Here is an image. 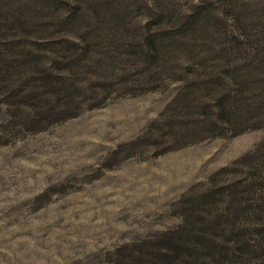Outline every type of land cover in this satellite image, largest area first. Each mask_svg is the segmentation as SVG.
Here are the masks:
<instances>
[{"label": "rangeland", "instance_id": "374dc122", "mask_svg": "<svg viewBox=\"0 0 264 264\" xmlns=\"http://www.w3.org/2000/svg\"><path fill=\"white\" fill-rule=\"evenodd\" d=\"M165 246L264 264V0H0V264Z\"/></svg>", "mask_w": 264, "mask_h": 264}, {"label": "trees", "instance_id": "16d2710c", "mask_svg": "<svg viewBox=\"0 0 264 264\" xmlns=\"http://www.w3.org/2000/svg\"><path fill=\"white\" fill-rule=\"evenodd\" d=\"M160 239L164 241V244L168 243L176 246L180 250L182 249V245L174 240V233H169L168 235H163V236L161 235ZM160 253L163 254V257L168 264H185V260L183 259V257L180 258V260H177L175 256H172L170 249H168V247L166 246L162 249V252ZM187 262L189 263V261Z\"/></svg>", "mask_w": 264, "mask_h": 264}]
</instances>
